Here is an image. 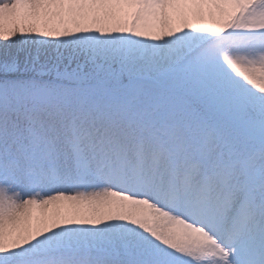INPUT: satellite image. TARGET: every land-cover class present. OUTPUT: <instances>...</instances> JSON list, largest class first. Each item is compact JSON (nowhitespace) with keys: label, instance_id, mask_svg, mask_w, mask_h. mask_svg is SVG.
<instances>
[{"label":"snow or ice","instance_id":"snow-or-ice-1","mask_svg":"<svg viewBox=\"0 0 264 264\" xmlns=\"http://www.w3.org/2000/svg\"><path fill=\"white\" fill-rule=\"evenodd\" d=\"M0 264H264V0H0Z\"/></svg>","mask_w":264,"mask_h":264},{"label":"rangeland","instance_id":"rangeland-1","mask_svg":"<svg viewBox=\"0 0 264 264\" xmlns=\"http://www.w3.org/2000/svg\"><path fill=\"white\" fill-rule=\"evenodd\" d=\"M51 210V209H50Z\"/></svg>","mask_w":264,"mask_h":264}]
</instances>
